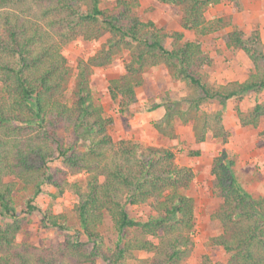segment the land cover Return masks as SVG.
<instances>
[{
    "label": "trees",
    "instance_id": "obj_1",
    "mask_svg": "<svg viewBox=\"0 0 264 264\" xmlns=\"http://www.w3.org/2000/svg\"><path fill=\"white\" fill-rule=\"evenodd\" d=\"M102 1L0 0V264H180L194 245L195 203L187 194L192 169L178 166L170 149L112 140L108 131L113 120L95 103L89 84L94 68L106 67L127 52L123 73L110 78L107 86L118 112L127 113L137 102L145 70L166 67L189 88L188 106H165L164 119L154 127L169 135L171 120L179 117L193 124L199 143L207 133L225 143L229 135L223 110L199 113L201 106L210 101L224 106L264 91V44L257 29L247 35L233 29L225 43L247 56L252 71L243 81L214 85L203 74L212 60L199 42L183 41L181 32L168 34L141 20L131 0H115L111 9H103ZM155 1L178 7L182 29L205 36L231 25L222 18L207 20L209 8L224 2L240 6L246 0ZM105 36L95 54L78 60L74 100L68 105L63 97L70 69L62 47L77 38L92 43ZM167 39L171 49L165 47ZM235 115L242 127L256 128L264 122V100L246 113L235 106ZM60 126L74 137L72 142L58 134ZM54 159L63 168L52 170ZM80 172L88 174L84 188L68 180ZM211 174L219 198L211 220L221 230L212 244L228 254L224 264H264V197L255 198L242 185L226 151L213 159ZM17 181L31 190L20 211L14 201ZM46 187L55 190L53 199L66 190L76 195L79 229L43 248L16 244L20 214H39L43 228L70 230L64 215L38 207L37 198ZM140 205L152 214L131 217L129 207ZM106 218L115 235L113 249L100 231ZM137 252L148 259L131 263ZM199 264L214 263L203 256Z\"/></svg>",
    "mask_w": 264,
    "mask_h": 264
},
{
    "label": "rangeland",
    "instance_id": "obj_2",
    "mask_svg": "<svg viewBox=\"0 0 264 264\" xmlns=\"http://www.w3.org/2000/svg\"><path fill=\"white\" fill-rule=\"evenodd\" d=\"M131 2H134L135 5L134 13L141 20L154 22L158 28L168 34L181 32L183 41H195L201 44L203 50L212 60L211 66L205 67L203 70V74L210 84L219 85L228 81H243L252 71L251 62L242 51L226 47L227 34L231 30L238 29L247 35L257 29L264 44V0H246L240 6L224 2L209 8L205 12L207 20L222 18L231 25L205 36H200L195 31L182 29L181 10L176 6L155 0H131ZM114 3L115 0H103L101 7L111 9ZM107 37L92 43L77 38L62 47L61 53L70 69L63 97V101L68 105L74 100L73 90L78 60H86L95 54ZM171 42L170 39H167L165 43L167 49H171ZM126 60H128V55L124 51L115 56L108 66L94 68L89 77L95 103L102 105L105 116L113 120L108 133L114 142L132 140L142 146L170 149L175 155V163L178 166L192 169L194 179L187 194L194 199L195 203V226L192 233L194 245L180 264H199L203 256H207L214 264H224L229 257L228 254L221 247L213 245L211 240L221 231L218 222L211 220V214L216 211L219 205L218 191L211 174L212 162L220 152L226 151L228 157L234 161V168L242 185L255 198L264 197V136L260 135L264 130V122L261 121L256 128L242 127L235 115V106L246 113L253 108L257 101H263L264 91L258 95H245L239 101L229 100L224 106L211 101L201 106L199 113L212 114L223 110L222 124L229 135L225 143L221 138H215L212 133H207L205 140L199 143L194 137L193 124L185 123L179 117L175 116L171 120V125L167 130L169 135L159 133L154 127L156 123L164 119L165 106L177 102L182 104V109H186L188 106L185 97L190 93L189 88L183 82L173 79L164 66L146 69L143 73L144 84L136 89L137 102L129 112H118V105L111 100L107 86L110 78L123 73V64ZM57 132L66 142L74 140V137L69 132H64L61 126ZM196 151L199 154L195 156ZM49 166L52 170L63 168L59 159L51 161ZM87 179L88 174L84 172L68 177L70 182H77L83 188ZM30 193L29 188H24L20 182H16L14 201L19 211ZM51 193H55V190L46 187L45 193L37 198L38 207L53 215H64L70 230L43 228L40 224L39 214L30 216L20 214L22 229L16 236V244L27 243L43 248L49 244L62 242L65 235L74 234L79 229V221L74 211V206L77 203L76 195L66 190L61 196L53 199L50 197ZM128 210L129 215L136 219L152 214L146 205L129 207ZM100 231L106 237L107 247L113 249L115 235L107 218L100 227ZM148 257L149 255L146 253L137 252L131 263H136L137 260H146ZM94 264L105 263L97 260Z\"/></svg>",
    "mask_w": 264,
    "mask_h": 264
}]
</instances>
